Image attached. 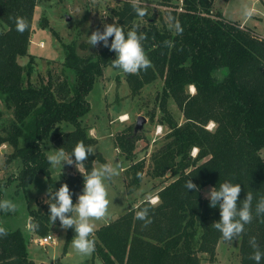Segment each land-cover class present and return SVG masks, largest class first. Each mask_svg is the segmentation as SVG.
<instances>
[{"label": "trees", "instance_id": "obj_1", "mask_svg": "<svg viewBox=\"0 0 264 264\" xmlns=\"http://www.w3.org/2000/svg\"><path fill=\"white\" fill-rule=\"evenodd\" d=\"M38 1L0 0V101L12 113L2 127L0 144L12 148L7 162L17 158L21 163L14 177L20 187L25 188L35 174L42 173L48 179L49 191H54L61 185L50 175L42 142L50 140L67 152L80 141L95 144L82 118L90 106L88 93L97 77L103 75L104 67H112L115 52L103 45L97 53L80 56L74 42L66 43L65 74L55 80L49 75L46 82H33L34 56H29L24 67L17 58L28 55ZM134 4L146 8L147 15L139 17ZM157 5L164 7L165 14L157 10L148 15L149 7L134 0H121L110 11L125 31L139 25V30L146 33L143 46L151 66L124 73V77L133 96L145 84L158 77L164 79L158 94L160 121L169 133L151 154L146 172V161L135 160V144L142 137L133 126L116 133L113 141L130 161L123 170L127 187L138 186L144 173L155 179L170 172L173 180L157 191L155 204L144 199L100 225L94 232V254L102 264H213L216 245L224 240L212 226L220 219V212L218 207H210L201 190L209 185L218 188L231 180L241 184L238 204L247 193L253 195V220L235 239H240V264H256L251 259L256 251L251 239L255 237L264 250V215L255 212L256 203L264 197V38L246 25L214 14V0H157ZM17 17L29 24L22 33L16 30ZM169 17L172 23H180L182 31L169 26ZM43 26L47 25L43 22ZM190 86L192 92H188ZM171 98L184 115L181 124L167 108ZM210 122L213 127L206 128ZM60 125L70 127L59 129ZM193 148L197 149L194 156ZM97 161L104 159L95 151L84 161L85 174ZM62 178L75 203L83 189L84 173ZM188 179L199 191L187 190ZM47 197L40 210L30 211L33 231L43 236L50 225L61 226L58 219L54 224L49 219L53 201L49 192ZM143 207L150 209V223L136 219V211ZM5 230L0 235V264H34L23 232ZM74 235V230L67 228L66 243Z\"/></svg>", "mask_w": 264, "mask_h": 264}, {"label": "rangeland", "instance_id": "obj_2", "mask_svg": "<svg viewBox=\"0 0 264 264\" xmlns=\"http://www.w3.org/2000/svg\"><path fill=\"white\" fill-rule=\"evenodd\" d=\"M134 1L147 5L148 15L157 10L165 14L164 7L157 5V0ZM119 2L121 0H39L32 17L28 55L18 56V63L24 67L29 56H34V70L30 77L36 83L46 82L49 75L54 80L56 76L61 77L63 73L65 74L63 45L74 42L80 56L97 53L103 47V43L90 46L87 35H91L99 27L103 29L105 23H115L110 9L117 7ZM217 12L227 20L236 21L241 26H248L258 36L264 38V0H214L213 13ZM68 16L70 20H67ZM165 20L167 21L166 18ZM43 22L47 26L42 27ZM49 72L51 74H48ZM124 73L111 66L104 67L103 75L97 77L88 93L87 99L90 106L82 118L83 124L89 129V134L96 139L93 145L96 152L104 159L103 162H95L94 168L104 163H119L120 165L119 175L112 178L108 186L110 201L108 214L105 218L93 219L95 229L144 199L150 202L155 197L157 199V191L173 180L167 174L165 177L152 179L144 173L138 186L130 188L126 186L123 170L128 167L130 161L125 160L115 147L114 135L128 126L134 128L139 116L145 118L142 127L137 130L142 138L135 144V160L144 159L146 161V172L150 165L151 154L166 139L169 130L160 121L162 113L159 108L158 94L163 88L164 79L158 77L152 83L145 84L139 93L133 96ZM192 91L193 88L190 86L188 92ZM167 108L178 123L185 121L183 113L172 98L168 99ZM121 114H126L127 119L121 120ZM11 117V111L0 101L1 134H4L2 127L7 125ZM67 127L70 126L60 125L59 129L65 130ZM212 127L213 124L210 122L206 128ZM41 146L46 154L50 148H57L50 140L42 142ZM11 152V146L6 143L0 144L2 200L8 199L17 205L12 213L1 211V226L7 230L20 229L23 232L28 256L34 264H102L94 252L90 256L76 253L72 249L71 241L66 243V229L62 226L50 225L47 234L52 235V240L45 246L37 243V239L43 235L36 234L33 228L29 227L30 211L40 210L47 203V194L50 190L48 179L44 174L37 173L25 188L20 187L14 177L21 163L17 158L7 162V156ZM196 152L197 149L193 148L191 154L194 156ZM261 156L264 158V149ZM78 171L75 165L66 164L63 169L50 166L52 179L60 185L64 184L62 176L76 174ZM5 183L7 185H4ZM210 188H212L210 185L203 188L201 195L206 197ZM239 247L240 239L219 240L215 248L213 264H240ZM203 262L207 263L206 260Z\"/></svg>", "mask_w": 264, "mask_h": 264}, {"label": "clouds", "instance_id": "obj_3", "mask_svg": "<svg viewBox=\"0 0 264 264\" xmlns=\"http://www.w3.org/2000/svg\"><path fill=\"white\" fill-rule=\"evenodd\" d=\"M136 14L139 17L147 15V9L136 4L133 5ZM173 18L169 17L170 27H174L177 32L182 31L178 21L172 23ZM16 30L24 32L29 24L23 17L15 19ZM88 36L90 46H96L103 43L115 52V59L112 60V67L125 73H137L140 70H147L151 66V60L147 56L143 41L147 38L146 33L139 30V25L125 31L123 25L118 23H105L103 30L96 29ZM109 38L111 42H109ZM96 148L93 145L78 142L71 152H67L63 147L50 148L47 150L46 159L52 168L64 165H75V167L84 173L83 189L78 195L76 203H73V193L67 184L61 185L54 191H49V198L53 201L49 204V219L54 224L57 219L65 229L72 228L75 235L71 240L72 249L76 253L90 256L96 247L94 238L95 224L93 219L105 218L108 214V186L109 182L115 176L119 175V163H104L98 168H93L85 174L83 171L84 161L88 156L93 155ZM186 188H199L190 179L186 182ZM241 184L233 183L231 180H225L217 188L212 187L206 193L210 202V207L219 208L220 219L213 222L212 226L219 230L226 241H232L238 238L244 231L245 225L253 220V195L247 193L246 199L240 200L238 204ZM156 203V199L152 200ZM17 205L8 199L0 200V211L12 213ZM150 209L148 207L140 208L136 211V219L150 223ZM257 216L264 215V197L260 198L255 206ZM33 227V225H29ZM5 228L0 226V235L5 234ZM251 244L256 251L251 259L256 264H261L264 260V250L256 243L255 237L251 239Z\"/></svg>", "mask_w": 264, "mask_h": 264}, {"label": "built area", "instance_id": "obj_4", "mask_svg": "<svg viewBox=\"0 0 264 264\" xmlns=\"http://www.w3.org/2000/svg\"><path fill=\"white\" fill-rule=\"evenodd\" d=\"M157 199H156V201H157ZM51 240H52V235L49 233V234H46L44 236L39 237L37 239V243L40 244V245L45 246Z\"/></svg>", "mask_w": 264, "mask_h": 264}, {"label": "water", "instance_id": "obj_5", "mask_svg": "<svg viewBox=\"0 0 264 264\" xmlns=\"http://www.w3.org/2000/svg\"><path fill=\"white\" fill-rule=\"evenodd\" d=\"M67 20H70V17L69 16L67 17ZM144 121H145V118L144 117H142V116H139L138 117L137 123L134 126V131L135 132H137V130L142 127V124H143ZM167 175H170V172H167ZM31 222H32V218L30 219L29 223L31 224Z\"/></svg>", "mask_w": 264, "mask_h": 264}, {"label": "bare ground", "instance_id": "obj_6", "mask_svg": "<svg viewBox=\"0 0 264 264\" xmlns=\"http://www.w3.org/2000/svg\"><path fill=\"white\" fill-rule=\"evenodd\" d=\"M192 88H193V87H192ZM120 119H121V120H125V119H127V115H126V114H121ZM155 199H156V197H155Z\"/></svg>", "mask_w": 264, "mask_h": 264}, {"label": "crops", "instance_id": "obj_7", "mask_svg": "<svg viewBox=\"0 0 264 264\" xmlns=\"http://www.w3.org/2000/svg\"><path fill=\"white\" fill-rule=\"evenodd\" d=\"M17 59H18V58H17ZM22 66H23V65H22ZM78 172H80V171H78ZM105 223H107V222H105ZM105 223H104V224H105ZM96 229H97V228H96ZM96 229H95V230H96Z\"/></svg>", "mask_w": 264, "mask_h": 264}]
</instances>
